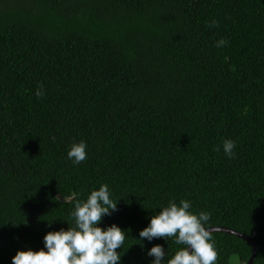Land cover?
I'll return each mask as SVG.
<instances>
[{
  "label": "trees",
  "instance_id": "1",
  "mask_svg": "<svg viewBox=\"0 0 264 264\" xmlns=\"http://www.w3.org/2000/svg\"><path fill=\"white\" fill-rule=\"evenodd\" d=\"M101 184L118 201L100 226L129 235L120 264L180 247L136 238L181 199L264 264V0H0V264L74 226L73 194ZM211 233L216 264H247L249 242Z\"/></svg>",
  "mask_w": 264,
  "mask_h": 264
},
{
  "label": "clouds",
  "instance_id": "2",
  "mask_svg": "<svg viewBox=\"0 0 264 264\" xmlns=\"http://www.w3.org/2000/svg\"><path fill=\"white\" fill-rule=\"evenodd\" d=\"M216 23L213 21L212 25ZM227 43L222 38L216 46L224 47ZM35 95L40 98L44 91L38 89ZM235 147V142L230 139L222 144V150L229 158L234 156ZM67 158L73 164L85 161L88 158L87 144L83 140L72 143ZM112 197L107 184L91 190L83 200L78 199V194H73L74 208L70 216L74 226L46 232L43 248L17 249L11 257V264H120L124 253L121 249L128 233L114 223L100 226L102 217L117 210L118 199ZM158 209L155 215L150 216L148 224L139 230L136 239L141 244L156 238H163L166 242L172 239L180 247L169 256L167 249L154 244L147 250V255L152 257L150 264H216L217 251L208 228L210 213L192 211V202L186 199L178 203L169 200L167 205Z\"/></svg>",
  "mask_w": 264,
  "mask_h": 264
},
{
  "label": "water",
  "instance_id": "3",
  "mask_svg": "<svg viewBox=\"0 0 264 264\" xmlns=\"http://www.w3.org/2000/svg\"><path fill=\"white\" fill-rule=\"evenodd\" d=\"M209 230L211 232H216V231L227 232V233H230L232 235H235L237 237H240V238L246 240L247 242H249V244L252 247V255L249 258L247 264H252V261H253L255 255H256V246L254 244V241L250 237H248V236H246V235H244V234H242L240 232H237L235 230H232V229H229V228H224V227H212V228H209Z\"/></svg>",
  "mask_w": 264,
  "mask_h": 264
}]
</instances>
